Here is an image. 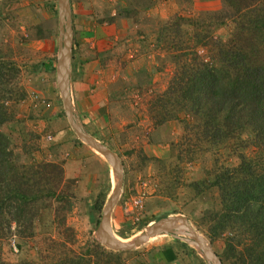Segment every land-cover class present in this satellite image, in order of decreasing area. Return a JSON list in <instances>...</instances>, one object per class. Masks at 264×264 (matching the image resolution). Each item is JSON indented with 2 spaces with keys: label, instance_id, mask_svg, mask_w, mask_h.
Masks as SVG:
<instances>
[{
  "label": "rangeland",
  "instance_id": "374dc122",
  "mask_svg": "<svg viewBox=\"0 0 264 264\" xmlns=\"http://www.w3.org/2000/svg\"><path fill=\"white\" fill-rule=\"evenodd\" d=\"M70 4L72 59L78 45L89 47L87 38L92 39L95 24L121 23L118 32L111 28L100 33L105 38L102 47L89 48L96 53L94 74L100 76L93 100L104 98L103 106L76 109L73 102L82 128L123 164L109 230L127 242L158 220L180 217L211 243L223 264H240L216 225L223 208L217 188L207 187L209 173L216 170L213 158L200 154L187 163L181 157L189 116L175 112L176 118L160 122L175 104L167 103L156 116L149 109L180 70V61L189 62L193 56L194 33L209 31L205 11L218 10L221 1L70 0ZM228 32V26H218L213 36L226 39ZM60 37L57 0H0V106L6 105L10 113L0 134L8 139L5 157L15 163L16 171L33 175L28 184L29 194L35 195L22 206L24 212L6 211L5 218L12 214L23 220L20 225L12 221L1 258L22 264L51 261L54 255L73 258L71 251L80 256L79 263L103 264L106 255L117 264H148L152 250L170 243L178 250V264H207L193 245L171 235L151 237L126 251L111 250L95 240L114 179L104 157L77 138L65 117L56 78ZM205 50L197 53L205 57ZM96 110L104 120L94 121ZM235 161L231 157L225 163ZM157 255L152 257L159 264Z\"/></svg>",
  "mask_w": 264,
  "mask_h": 264
},
{
  "label": "trees",
  "instance_id": "16d2710c",
  "mask_svg": "<svg viewBox=\"0 0 264 264\" xmlns=\"http://www.w3.org/2000/svg\"><path fill=\"white\" fill-rule=\"evenodd\" d=\"M220 1L218 10L205 11L209 31L194 33L193 56L189 62L180 61V70L149 109L156 116L167 103L175 104L160 122L176 118L175 112L189 116L181 157L187 163L200 154L213 158L216 170L209 173L207 187L217 188L220 196L223 209L216 225L228 251L240 264H264V0ZM218 26L229 27L226 39L213 36ZM164 27L169 30V24ZM203 47L205 57L197 53ZM9 119L8 107L0 106V127ZM8 146L0 134V251L11 236L12 221L20 225L23 220L12 214L5 218L6 211L24 212L22 206L35 196L29 194L28 184L33 175L16 171L15 163L5 157ZM231 157L235 163L226 164ZM70 254L73 258L54 255L51 261L22 264H85L79 263V255ZM105 257L103 264H117L114 257ZM0 264L13 263L4 262L0 254Z\"/></svg>",
  "mask_w": 264,
  "mask_h": 264
},
{
  "label": "water",
  "instance_id": "95a60500",
  "mask_svg": "<svg viewBox=\"0 0 264 264\" xmlns=\"http://www.w3.org/2000/svg\"><path fill=\"white\" fill-rule=\"evenodd\" d=\"M57 6L61 26V41L56 63V78L65 117L77 138L103 156L107 163L114 168L115 172L114 185L94 232L95 240L100 245L111 250L126 251L146 243L150 237L155 235H171L176 239L184 240L198 247L207 264H223L217 253L212 249L211 243L183 218H180L179 221L170 219L172 217L158 220L152 225L147 226L143 233L129 242L110 241L107 239L106 235L110 227L111 213L122 187L123 164L111 149L100 143L82 128L75 114L70 86L72 62V17L70 0H57ZM183 235H187V238Z\"/></svg>",
  "mask_w": 264,
  "mask_h": 264
},
{
  "label": "crops",
  "instance_id": "0c3cea01",
  "mask_svg": "<svg viewBox=\"0 0 264 264\" xmlns=\"http://www.w3.org/2000/svg\"><path fill=\"white\" fill-rule=\"evenodd\" d=\"M121 26V23L115 21L113 24H95L93 28L92 39H88L87 48L86 43L78 45V49L75 50L74 58L71 62V73H70V86H71V96L72 101L76 109L80 108H88L94 109L97 107L98 110L101 109V100L104 101V98L98 99V103L96 99L93 100V96L96 91L100 90V76L95 73V68H93V61L95 62L94 55L95 51L99 47L103 46V42L105 40L104 37H100V33L104 31H108V29H113V31L118 32V28ZM89 48L93 49L92 51ZM97 111L95 117H93L94 121H99L101 119H105V116ZM84 116L87 117L85 113ZM94 123V122H93ZM154 252V255H153ZM159 256V264H178V250L175 245L170 243H163L160 247H156L152 250L149 260H147L148 264H157L153 257ZM153 256V257H152Z\"/></svg>",
  "mask_w": 264,
  "mask_h": 264
},
{
  "label": "bare ground",
  "instance_id": "6f19581e",
  "mask_svg": "<svg viewBox=\"0 0 264 264\" xmlns=\"http://www.w3.org/2000/svg\"><path fill=\"white\" fill-rule=\"evenodd\" d=\"M103 157V156H102ZM110 169H111V171H112V174H113V176H114V180H115V172H114V168L112 167V166H110ZM115 182V181H114ZM170 219H172V220H177V221H179L180 220V217H172V218H170ZM152 225V224H151ZM148 226H150V225H148ZM147 227V226H146ZM141 233H143V232H141ZM140 233V234H141ZM140 234H138L137 236H135V237H132L130 240H128L127 242H129V241H132L133 239H135L136 237H138ZM155 236H160V235H155ZM106 237H107V239L108 240H110V241H119V240H117L116 238H115V236L112 234V232L110 231V230H108V233H107V235H106ZM154 237V236H153ZM151 238V237H150ZM149 238V239H150ZM148 239V240H149ZM122 242H125V241H122ZM194 247V249L197 251V253L199 254V256L200 257H203L202 256V253H201V251L198 249V247H196V246H193Z\"/></svg>",
  "mask_w": 264,
  "mask_h": 264
}]
</instances>
